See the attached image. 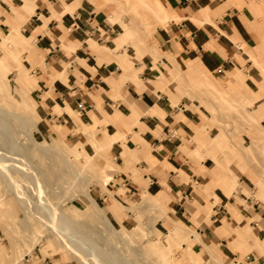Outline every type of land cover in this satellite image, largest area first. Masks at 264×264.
<instances>
[{"label":"crops","instance_id":"crops-1","mask_svg":"<svg viewBox=\"0 0 264 264\" xmlns=\"http://www.w3.org/2000/svg\"><path fill=\"white\" fill-rule=\"evenodd\" d=\"M147 1L163 19L143 29L122 0H0V47L13 48L0 56V97L34 111L45 137L73 144L95 130L113 169L94 195L116 223L152 198L156 223L173 235L164 243L180 244L168 264H264V189L249 184L257 172L246 159L223 169L230 138L215 119L225 116L186 84L209 72L264 119V0ZM13 69L35 104L9 83ZM11 210L0 197V215ZM37 244L34 258L53 264L44 237Z\"/></svg>","mask_w":264,"mask_h":264},{"label":"rangeland","instance_id":"rangeland-1","mask_svg":"<svg viewBox=\"0 0 264 264\" xmlns=\"http://www.w3.org/2000/svg\"><path fill=\"white\" fill-rule=\"evenodd\" d=\"M122 2H123V5L121 8V12L125 13V10L127 9L126 13H131L133 11L132 12L134 13L133 15L136 16L135 20L137 22H135L133 17H131L133 24H136V25L141 24V26H143V29H146L149 26L154 25L155 23L157 24L159 22V21H156V19L151 13L153 9V5H151L149 1L147 0L145 1L143 0H122ZM10 33L12 35L18 34V30L9 32L8 34ZM11 40L13 41V38H11ZM12 50L13 48H10V50H7L5 48L3 49L0 47V56H4V53H3L4 51H6L8 54H11ZM0 63L3 64L4 62L0 60ZM254 63H255V60H254ZM262 66L264 68V64ZM17 72H18L17 69L15 70L13 69L11 72L7 74L9 83L13 84L15 80L19 86V89L22 90L23 92H26L25 96L28 99V101H32L35 104L34 100L28 93L29 91L28 88L23 83L22 79L17 74ZM21 73L23 74V71ZM202 76L198 77L197 79L187 76L186 84H187L188 89L192 93L198 92L199 94H205V95L211 96L212 98H216L217 107L215 108L214 106L212 108V112L216 114L215 111H219L220 114H223L225 116L223 119L217 115L215 119L218 125H222L223 127L227 129V131L229 132V138H230L229 143L231 147L224 146L223 148V155L230 157L228 161H225L227 165L226 167L224 166L223 169L228 171L229 163L232 164L231 166L234 167L235 169H240L242 165V161H243L241 159H246L247 161L249 160L250 165L253 166V169H255L257 172V175H258L257 179H259V184H256L254 182L255 185L249 180L250 187L253 186L252 187L253 190H255L254 188L255 186L264 189V136L262 140H260L257 135L261 133L262 131L264 132V129L260 128L261 125L264 126V119L260 121L258 119L256 121L257 127H255L254 124H251V123L249 124L247 110L246 111L244 110V114L245 115L247 114V115L243 116L240 110L227 107L228 105L227 101H223V99H225L226 97V94H228L227 92L224 91L226 88H224L218 83L216 84L214 80H213L214 82L212 81V83L211 82L205 83L203 80H201ZM206 84H208L210 87L205 86ZM216 87L217 88L219 87V88L216 89ZM234 94H237V93L235 92ZM6 95L8 96L7 93ZM190 95L194 96L193 94H190ZM220 100H222L223 102L221 103ZM236 100L239 101L238 99ZM239 102L242 105H244L242 101H239ZM207 106L209 105L207 104ZM0 107H3L4 109L10 110V111H19L20 114L22 115L31 114L33 116L32 111H29L28 109L25 111L21 108H17V102L12 101L10 104V98L8 99L6 98V100L4 101L3 98L0 97ZM9 125H10V128L12 127L11 130L15 129L14 131L15 133H17L18 141L25 148L27 157L31 161H33L35 169L39 172V175L41 176L40 178L43 179V183L45 184L47 188V192L53 198L52 200L58 199L60 202H63V199L65 198V196L70 197V195L72 194V192L70 193L68 191L67 192L64 191L65 190V187H64L65 176H67L66 175L67 172L65 173V168L63 164L64 162H70V159H71L73 163L79 166H83L84 164L87 163L89 158L91 159V161L92 160L96 161L95 160L97 159L96 156H100L101 161H106L108 163L107 166L105 167L106 170L103 176H98V174L102 175V173L96 172L95 169L91 166L89 167L87 166L86 168H83L82 171L85 172L86 170V172L85 173L83 172L85 175L83 174L84 175L83 179L79 181L82 182L81 187H83V189L88 194H85V192H81L79 189L76 188L75 196H72L69 199H67L66 203L61 207L62 210L68 216H71V217L74 216L78 219L77 221H80L81 224L83 223L82 225H83L84 230H87L91 233H96V236H99L97 240L99 241L98 244L103 246L104 249L107 248L104 246V244L105 245L107 244L108 246L107 249L117 248L118 250L117 249L115 250L117 255L119 257H123L124 259L129 258L131 261V264H137V262L138 264L139 263L140 264H151V263L154 264L151 261V257L148 254H147V257L150 259L151 263L147 261L142 262L141 260H139L137 256L134 257L135 255L133 254H135L136 252L144 253V254H146L145 252H147L149 254H152L153 258L157 260L160 264H168V262L171 261V259L177 260L176 259L177 252L180 249V244L178 243L175 246L169 247V246H166V244L164 243L162 237L170 238L173 235L171 233L166 234V232L161 227V225L159 223H156V216L158 213L157 211L160 209L157 210V209L152 208L154 207V204H155V201L152 198H151V202L149 203L151 208H144V209L137 208L135 210V204L129 205L128 207L131 208L132 211L135 213L132 216L127 215V218H128L127 223L125 222L116 223V221H114L111 218L109 213L103 207L104 206L103 202H101L94 195V192H96V188H98L99 184L104 185L111 178V170L113 169L110 161L108 160L109 159L108 156L101 150L102 146L99 143L98 139L96 138L95 130L92 131V133H89L88 136L85 133L83 135L80 134L79 139L75 143L72 144V143H68L67 141L63 140V138H60V137H51V136L45 137L40 132V130L37 128L36 120L34 119V117H33V122H32V132H31L32 134L31 135L24 133L20 130L21 127L18 123V120L14 117H10ZM39 141L47 143L48 146L53 147V153L47 151V154L45 155L44 152L46 150L45 149L46 147L45 146H44L45 148L41 147L42 144H40ZM84 141H90L92 145L100 146L98 151L96 147H95L94 152H92V150L87 151L85 149H82L83 148L82 144ZM1 146L6 148L5 144L1 143ZM60 147L61 149L64 148L63 152L59 151ZM56 152H59V156L55 155ZM235 156L239 158L240 160H238L237 158H234ZM60 164H62L63 167ZM11 170H12V175L14 176L16 181H18V183L21 184V187L24 190V192L26 194L29 193L28 194L29 198H31V200H36L35 193L32 191L30 184L27 182V179L24 176H22V173H20L16 169L13 168ZM42 172L43 174H41ZM99 177H101L103 180L100 181ZM3 190L5 192L3 196L6 197L8 203L12 207V210L5 217V218L8 217L7 219H5L2 215H0V245H2L0 246V264H7L15 260H17V264H25V263L27 264L28 262L26 260L27 258L28 259L29 257L34 258L35 256L33 255L41 254L40 252L41 245L37 244L31 252H25L24 251L25 241L22 240L20 236L18 235H20L21 233L23 235L30 234L28 232L32 228L33 230H36V225L28 224V227L26 228L22 222H17L18 219L19 220L24 219L25 217L23 203L16 196L11 186H7L4 183L1 177V174H0V191H3ZM63 191L65 193H63L62 197H60L59 195H61ZM88 195L90 196V198L88 197ZM91 198L95 199L101 205V208H102L101 212L91 213L90 215L91 206L89 204L91 203ZM260 199L264 200L263 198H260ZM105 214L111 221L112 225L122 232L124 230H129L133 228V226L137 224L138 222L140 223V221L149 226V231L144 234L145 236L142 239H139V240L133 241L129 238H126V241H125V240L116 238V239H113L114 241L113 244L111 242L109 243L108 241L103 240V238H105V235H109L108 233L109 228L106 225H104V223L101 221L104 218ZM13 215H15V218L13 217ZM168 217L171 219V215H168ZM8 220H9V223L11 222V225H12L10 226L11 227L10 229L6 228L5 221L8 222ZM7 227H9V225ZM154 227H158L161 229V232H159L160 234H158L156 237H155V231L153 229ZM13 228L17 229V231L20 233L19 234L16 233L13 235V230H12ZM8 234L11 235V239H7L6 235ZM43 237H44V241L48 245L49 250L53 251L52 254H50V256H52V259H53V264H69V263L82 264L81 259L75 256L70 251V249L63 242H61L55 236H53V234H47V235H44ZM165 250L167 251L166 253L169 255L168 258L163 257V255H165L166 253L161 254V252ZM107 259H111V257L105 258V260L107 261V264H111V263L114 264L111 261L110 263ZM31 264H40V262L39 260H36L34 258V261H31ZM91 264H97V263L91 260Z\"/></svg>","mask_w":264,"mask_h":264},{"label":"bare ground","instance_id":"bare-ground-1","mask_svg":"<svg viewBox=\"0 0 264 264\" xmlns=\"http://www.w3.org/2000/svg\"><path fill=\"white\" fill-rule=\"evenodd\" d=\"M151 13L156 19V21H162L163 16L161 12L152 9ZM201 80H203L205 83H210V82L212 83L213 78L211 74L207 72L204 74V76H202ZM220 101L221 103L223 101H227L228 104L227 107L240 110L243 116H246L248 114L249 124L250 123L254 124V126L257 127L256 124L257 118L252 113H250L249 110L246 109V106L242 105L235 98L231 97L230 95L229 96L226 95L225 99H223V101L222 100ZM244 110L245 111L247 110L246 115L244 114ZM33 112L34 111H32V114H34ZM20 115L22 114H20L19 111H10L4 109L3 107H0V174L4 183L7 186H11L16 196L23 203L25 217L24 219H20V220L18 219L17 222H22L26 228L28 227V224L36 225V230H33L32 228L28 232L30 234L23 235L21 233L20 235H18L22 240L25 241L24 251L31 252L35 244L41 242L44 235L53 234V236H55L58 240L63 242L75 256L81 259L82 264H91V260L95 261L97 264H107L105 258L108 257H111V259H107V260L109 262L110 261L113 262L114 264H131L129 258L124 259L123 257H119L117 255V253L115 252L117 248L107 249L108 248L107 244L106 245L104 244V246L107 247L106 249H104L103 246L98 244L99 241L97 240L99 236H96V233H91L87 230H84L82 225L83 223L81 224L80 221H77L78 219L74 216L72 217L68 216L61 208L66 203L67 199H69L72 196H75L76 188L79 189L81 192H85V194H88L83 189V187H81L82 182L79 181L83 179V176L85 175L84 173L86 172V170L85 172L82 171L83 168H86L87 166L88 167L91 166L95 169L96 172L102 173V175L98 174V176H103L106 170L105 167L107 166L108 163L106 161H101L100 156H96L97 158L95 159L96 161L93 160L91 161V159L89 158L87 163L84 164L83 166H79L73 163L71 159L70 162H64L63 164L65 168V173L67 172L66 173L67 176H65V185H64L65 190L64 189L63 190L65 192L67 191L70 193L72 192V194L70 195V197L65 196L63 202H60L58 199L52 200L53 198L47 192V188L43 183V179L40 178L41 176L39 175V172L35 169L33 161H31L27 157L25 148L18 141L17 133H15L14 131L15 129L11 130L12 127L10 128L9 125L10 117H14L18 120V123L21 127L20 130L22 132L30 135L32 134L31 132H32L33 116L31 114H27V115L24 114L22 116ZM260 128L264 129V126L261 125ZM257 135L258 138L262 140L264 136V132L262 131ZM39 142L40 144H42L41 147L44 146L46 147V148L44 147L46 150L43 149L45 150L44 152L45 155L47 154V151L53 153V147L48 146L47 143H44L42 141ZM1 143L5 144L6 148L2 147ZM59 151L63 152L64 148L61 149L60 147ZM55 155L59 156V152H56ZM60 165L62 166V164ZM13 168L19 171L20 173H22V176H24L27 179V182L30 184L32 191L35 193L36 200H31V198H29L28 196L29 193L26 194L22 189L21 184L18 183V181H16V179L12 175L11 169ZM41 174H43V172ZM99 178L97 179H99L100 181L103 180L101 177ZM64 191L62 192L61 195H59L60 197H62L63 193H65ZM4 194H5L4 190L0 191V197H2ZM88 197L90 198L89 195ZM89 205L91 206L90 215L91 213L102 211L101 205L93 198H91V203ZM13 217L15 218V215H13ZM101 221L104 223V225H106L109 228V232H108L109 235H105V238H103V240L108 241L109 243L111 242L112 244L114 242L113 239L116 238L125 241L126 238H129L133 241L139 240L142 239L145 236L144 234L148 232L147 227L141 222L135 224L133 228L129 230H124L122 232L112 225L111 221L106 216V214ZM5 223H6V228L10 229L11 228L10 226H12L11 222L9 223L8 220V222L5 221ZM8 225L9 227H7ZM133 255H135L134 257L137 256L139 260H141L142 262L147 261L151 263L150 259L147 257V254L136 252ZM12 264H17V260H15L14 263Z\"/></svg>","mask_w":264,"mask_h":264}]
</instances>
